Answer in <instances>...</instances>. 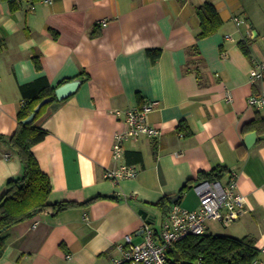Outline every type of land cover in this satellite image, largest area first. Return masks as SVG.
<instances>
[{
  "label": "crops",
  "instance_id": "obj_1",
  "mask_svg": "<svg viewBox=\"0 0 264 264\" xmlns=\"http://www.w3.org/2000/svg\"><path fill=\"white\" fill-rule=\"evenodd\" d=\"M205 1L223 25L197 39L196 7ZM256 63L264 65V0H0V134L17 129L27 102L22 85L46 77L57 88L80 78L39 120L48 134L33 150L50 177L49 202L115 197L41 211L8 227L0 264H111L126 235L140 242L145 222L160 226L166 216L157 203L165 196L170 205L197 207L193 184L211 170L223 182L236 171L247 197L244 214L219 234L254 237L264 262V133L247 125L264 117V107L248 102L264 94V78L250 80ZM148 100L155 102L148 122L161 135L127 140L114 159L115 133L126 125L112 110ZM251 132L257 135L248 146ZM124 163L136 168L135 177H105ZM21 173L18 154L0 139V194Z\"/></svg>",
  "mask_w": 264,
  "mask_h": 264
},
{
  "label": "trees",
  "instance_id": "obj_2",
  "mask_svg": "<svg viewBox=\"0 0 264 264\" xmlns=\"http://www.w3.org/2000/svg\"><path fill=\"white\" fill-rule=\"evenodd\" d=\"M196 11L201 21L197 39L216 33L223 25V20L212 2H203L196 7ZM240 46L246 54L250 53L246 42L240 41ZM194 47L197 50V46ZM148 52L152 57L159 55V51L149 50ZM36 66L41 68L38 60H36ZM29 86L38 87L29 93V89H27ZM21 90L27 102L18 113L17 129L6 138L0 134V139H4L10 144L22 164V173L17 177L10 178L4 191L0 194V252L6 242V235H4L6 229L31 218L38 212L48 211L51 214H58L71 207L88 206L98 199L115 198L108 194H98L84 201H48L52 192L50 177L42 170L33 147L48 134L39 120L44 116L47 108L57 101L56 87L51 86L46 77H43L36 80L35 83L22 85ZM46 97H49L50 101L41 107L33 121L24 123L23 119ZM247 125L258 133H264V117L260 115ZM220 177L221 172L216 170L199 173V178L214 180ZM186 187H188L187 184L181 189V192ZM171 200L172 196H165L157 203L163 209L165 216L169 212ZM259 256L260 249L257 248L256 239L252 236L238 238L210 232L187 235L166 250L167 264H252L256 259H259Z\"/></svg>",
  "mask_w": 264,
  "mask_h": 264
},
{
  "label": "built area",
  "instance_id": "obj_3",
  "mask_svg": "<svg viewBox=\"0 0 264 264\" xmlns=\"http://www.w3.org/2000/svg\"><path fill=\"white\" fill-rule=\"evenodd\" d=\"M52 0H45L51 2ZM237 24L244 22L239 16H234ZM227 37H230L227 35ZM264 78V65L256 63L250 69V80L255 82ZM231 100L232 95L227 94ZM250 105L264 107V94H251L248 97ZM155 102L148 100L141 106L127 109L116 108L112 112L125 122V129L115 133L112 147V157L118 159L124 152V142L137 140L143 136L157 137L162 130L148 122V115L154 109ZM137 173L133 165L121 164L108 168L105 177L115 182L135 177ZM199 204L190 209L179 202H173L169 212L158 228L145 222L143 225V240L133 242L130 235L117 244L120 256L112 259L111 264H167L166 250L176 241L190 234H204L210 231V221H218L223 226H230L245 212L247 197L238 187V173L230 171L226 181L219 179H201L193 184ZM264 251V249H263ZM71 256L67 255L69 259ZM252 264H264L256 259Z\"/></svg>",
  "mask_w": 264,
  "mask_h": 264
},
{
  "label": "water",
  "instance_id": "obj_4",
  "mask_svg": "<svg viewBox=\"0 0 264 264\" xmlns=\"http://www.w3.org/2000/svg\"><path fill=\"white\" fill-rule=\"evenodd\" d=\"M81 79L80 78H75L73 80L67 81L63 84H61L60 86H58L55 90L56 96L59 99H62L66 96H68L69 94H71L72 92H74L76 90V88L78 87V85L80 84ZM50 101L49 97H46L44 99H42L33 109V111L26 117L23 119L24 123H28L33 121V119L35 118L37 112L41 109V107ZM256 132H251L249 134L246 135L245 137V142L248 146H250L254 140L256 139ZM177 198L174 199V201H176Z\"/></svg>",
  "mask_w": 264,
  "mask_h": 264
},
{
  "label": "rangeland",
  "instance_id": "obj_5",
  "mask_svg": "<svg viewBox=\"0 0 264 264\" xmlns=\"http://www.w3.org/2000/svg\"><path fill=\"white\" fill-rule=\"evenodd\" d=\"M189 207H194V206H189ZM190 209H193V208H190ZM209 224H210V228H211V231L212 232H218V233H220V232H227V231H229V228H230V227L223 226L218 221H210Z\"/></svg>",
  "mask_w": 264,
  "mask_h": 264
}]
</instances>
